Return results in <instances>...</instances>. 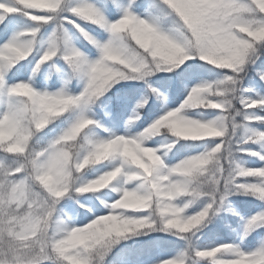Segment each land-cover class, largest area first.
I'll return each mask as SVG.
<instances>
[{"label": "snow or ice", "instance_id": "snow-or-ice-1", "mask_svg": "<svg viewBox=\"0 0 264 264\" xmlns=\"http://www.w3.org/2000/svg\"><path fill=\"white\" fill-rule=\"evenodd\" d=\"M0 264H264V0H0Z\"/></svg>", "mask_w": 264, "mask_h": 264}]
</instances>
